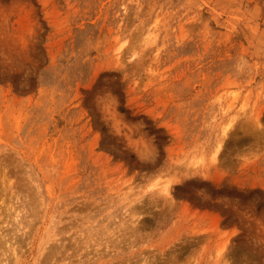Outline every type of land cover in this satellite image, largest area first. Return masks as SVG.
I'll list each match as a JSON object with an SVG mask.
<instances>
[{
    "label": "rangeland",
    "instance_id": "1",
    "mask_svg": "<svg viewBox=\"0 0 264 264\" xmlns=\"http://www.w3.org/2000/svg\"><path fill=\"white\" fill-rule=\"evenodd\" d=\"M0 264H264V0H0Z\"/></svg>",
    "mask_w": 264,
    "mask_h": 264
}]
</instances>
